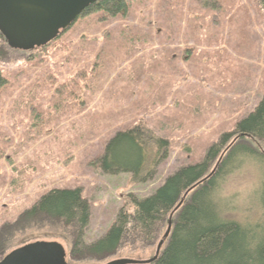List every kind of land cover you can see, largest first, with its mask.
<instances>
[{"label": "rangeland", "instance_id": "1", "mask_svg": "<svg viewBox=\"0 0 264 264\" xmlns=\"http://www.w3.org/2000/svg\"><path fill=\"white\" fill-rule=\"evenodd\" d=\"M126 2L125 17L80 18L32 52L12 50L0 35V260L40 241L62 244L68 264L154 258L167 219L113 255L72 256L71 228L24 213L52 190L80 188L91 208L84 236L91 244L122 208L132 212L133 198L151 197L177 171L200 163L263 98L264 0ZM135 128L169 146L144 183L105 174L98 164L111 138ZM241 163L219 195L248 222L261 211L255 195L264 165Z\"/></svg>", "mask_w": 264, "mask_h": 264}, {"label": "trees", "instance_id": "2", "mask_svg": "<svg viewBox=\"0 0 264 264\" xmlns=\"http://www.w3.org/2000/svg\"><path fill=\"white\" fill-rule=\"evenodd\" d=\"M128 11L126 0H101L80 18L101 14L102 20L107 21L123 18ZM5 84L0 77V91ZM168 151L167 142L135 128L111 138L98 164L105 174H130L135 183H144L151 178V168L166 160ZM246 157L264 165V95L255 110L233 132L224 134L200 163L177 171L151 197L133 198L132 212L122 208L115 224L97 241L84 242L91 208L80 188L52 190L24 216L41 217L71 228L72 256L78 250L97 256L113 255L127 240L154 233L164 219L168 227L174 209L186 192L196 186L175 213L168 244L154 264H264V177L255 195L261 211L248 222L237 220L231 214L229 201H223L219 195L221 181L233 168L241 166Z\"/></svg>", "mask_w": 264, "mask_h": 264}, {"label": "water", "instance_id": "3", "mask_svg": "<svg viewBox=\"0 0 264 264\" xmlns=\"http://www.w3.org/2000/svg\"><path fill=\"white\" fill-rule=\"evenodd\" d=\"M101 0H0V35L15 51L30 52L56 40L79 17ZM186 192L168 219L165 235L154 258L147 261L118 259L106 264H154L170 239L175 213L195 188ZM0 264H68L65 247L56 241H40L18 248L0 260Z\"/></svg>", "mask_w": 264, "mask_h": 264}]
</instances>
